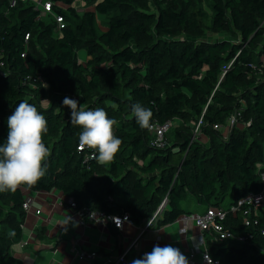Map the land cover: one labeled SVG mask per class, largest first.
<instances>
[{"label": "trees", "instance_id": "1", "mask_svg": "<svg viewBox=\"0 0 264 264\" xmlns=\"http://www.w3.org/2000/svg\"><path fill=\"white\" fill-rule=\"evenodd\" d=\"M12 1L0 0V145L7 118L27 100L48 121L51 154L37 184L0 193V264H23L13 252L27 213L21 189L60 190L79 209L128 213L137 226L165 199L158 225L193 214L192 203L229 210L263 191L264 0H44L53 11L45 16L31 1ZM65 97L117 121L122 144L111 163L77 150L82 129L70 122ZM137 102L152 111V124L180 120L166 147L137 124ZM232 117L225 137L214 126ZM200 118L203 136L193 141ZM226 225L246 240L208 235L212 259L264 264V210L257 224L229 213Z\"/></svg>", "mask_w": 264, "mask_h": 264}, {"label": "crops", "instance_id": "2", "mask_svg": "<svg viewBox=\"0 0 264 264\" xmlns=\"http://www.w3.org/2000/svg\"><path fill=\"white\" fill-rule=\"evenodd\" d=\"M229 133L230 129H223L225 136ZM21 190L24 200L32 199V207L23 224L22 240L13 246L14 255L23 264H132L156 245L179 249L187 257L188 264H205L202 253L206 247L200 242V229L191 220L187 229L182 230V218L186 215L167 225H158V219L142 234L141 229L147 222L142 226L125 222L122 228L111 221L83 226L76 212L64 205L66 195L60 190ZM198 207L196 204L191 207L197 209L193 214L205 212ZM127 251L126 260L119 262V257ZM82 252H94L97 256L92 260L80 259L78 254ZM194 252L196 256L192 257Z\"/></svg>", "mask_w": 264, "mask_h": 264}, {"label": "clouds", "instance_id": "3", "mask_svg": "<svg viewBox=\"0 0 264 264\" xmlns=\"http://www.w3.org/2000/svg\"><path fill=\"white\" fill-rule=\"evenodd\" d=\"M63 104L71 110L70 122L82 129L77 150H92L100 165L111 163L122 144L114 132L117 121L109 118L105 109L86 110L75 99L65 97ZM131 111L141 128H152L153 113L149 108L137 102L131 106ZM7 125V140L0 145V193L37 184L47 172L51 154L43 140L48 132V121L35 105L27 100L20 102L7 118ZM132 264H188V259L171 245H156Z\"/></svg>", "mask_w": 264, "mask_h": 264}, {"label": "built area", "instance_id": "4", "mask_svg": "<svg viewBox=\"0 0 264 264\" xmlns=\"http://www.w3.org/2000/svg\"><path fill=\"white\" fill-rule=\"evenodd\" d=\"M22 1H31L35 4L37 9H40L41 16H45L46 14H52V3L45 2L43 0H22ZM16 4V0L12 1V5ZM55 18L59 24L58 29L64 27L63 18L59 15H55ZM180 120L172 119L168 120L163 124L154 123L152 124V128L150 129L153 134L152 144L159 148H164L168 145L167 142V134L173 129L180 126ZM236 123V117H232L229 122L225 125H215V129H231ZM204 125L203 118L196 123H194V136L193 141L199 139L202 136V126ZM227 137V136H225ZM263 178V186H264V174H262ZM168 204L167 199L161 204L157 212L147 221V224L144 228L141 229V234L145 232L147 228L153 225L157 220L161 217L164 210L166 209ZM64 205L74 210L76 214L80 217V222L83 226L88 224H100L102 222L111 221L116 225L117 228H122L125 222L132 223L131 216L126 213L124 215H107L103 212L90 210L88 208L79 209L77 202L74 198L65 196ZM23 207L26 212H28L32 207V199L27 198L24 201ZM264 210V187L263 191L259 194H249L244 197L237 205L232 206L229 210L226 208H216L211 207L207 211L203 213H196L193 215H186L183 219L184 227L183 231L187 229L188 222L193 220L197 227L200 229L202 234L200 235V242L202 245L206 247V251L202 253V258L205 264H218L215 262L207 249V235L212 236V241L218 242L224 239H232L237 240L239 242H245L246 238L244 236L236 235L234 232L228 229L226 225V221L229 213H240L243 219V224L246 226L252 225V223L257 224L261 211ZM37 214H40V211H37ZM150 222V223H149ZM128 251L125 252L122 256L119 257V262H124L126 260ZM80 259H94L97 256V253L87 254L86 252H82L78 254ZM192 257L196 256V252L191 254Z\"/></svg>", "mask_w": 264, "mask_h": 264}, {"label": "rangeland", "instance_id": "5", "mask_svg": "<svg viewBox=\"0 0 264 264\" xmlns=\"http://www.w3.org/2000/svg\"><path fill=\"white\" fill-rule=\"evenodd\" d=\"M43 1H44V0H43ZM100 19H102V17H100ZM101 24H102V21H101ZM207 37H208V38H209V37H210V38H211V37H212V38H215V37H213L210 33H208V36H207ZM79 58H80V60H84V61L87 60V53H86V51H84V50H83V51H80V53H79ZM199 140H200V139H199ZM191 205L193 206V205H195V204L192 203ZM192 206H191V207H192Z\"/></svg>", "mask_w": 264, "mask_h": 264}, {"label": "water", "instance_id": "6", "mask_svg": "<svg viewBox=\"0 0 264 264\" xmlns=\"http://www.w3.org/2000/svg\"><path fill=\"white\" fill-rule=\"evenodd\" d=\"M148 229V228H147Z\"/></svg>", "mask_w": 264, "mask_h": 264}]
</instances>
